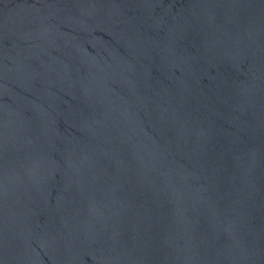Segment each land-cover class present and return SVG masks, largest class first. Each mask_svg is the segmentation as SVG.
Returning a JSON list of instances; mask_svg holds the SVG:
<instances>
[{
  "label": "water",
  "instance_id": "water-1",
  "mask_svg": "<svg viewBox=\"0 0 264 264\" xmlns=\"http://www.w3.org/2000/svg\"><path fill=\"white\" fill-rule=\"evenodd\" d=\"M0 264H264V0H0Z\"/></svg>",
  "mask_w": 264,
  "mask_h": 264
}]
</instances>
